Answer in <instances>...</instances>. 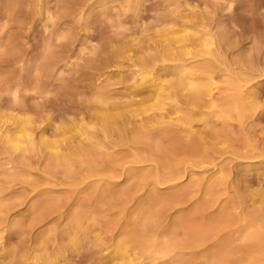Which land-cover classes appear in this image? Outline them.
<instances>
[{"label":"rangeland","instance_id":"obj_1","mask_svg":"<svg viewBox=\"0 0 264 264\" xmlns=\"http://www.w3.org/2000/svg\"><path fill=\"white\" fill-rule=\"evenodd\" d=\"M43 1H46V7L49 8L48 16L51 19H40L39 16L36 18L37 12L35 11H38L39 0H0V124L5 123L10 127L16 125L12 117L15 113V104L19 103L20 107L31 110L34 118H37L34 109L41 107L49 117L43 121L45 128H48L47 134L52 139H57L61 145L64 143L63 138L68 139L77 136L76 127L79 126V118H83L88 123H85V126L91 125L95 120L94 95L98 86L112 89L115 87L117 91L114 90V92L120 93V96H126L130 94V91L141 92L143 90L141 86V88H127L131 85V80L126 73L131 68L128 66L131 62L127 59H123L124 61L121 59L123 65L121 64L119 68L115 67L108 73L106 72L98 81L96 79L97 74L102 71L100 67L111 58L112 51L117 47L114 45L122 36H127L125 44L131 50L143 47L146 53L158 54L166 48L173 51L176 46H182L183 41L185 42L183 33L191 32V27L194 25L196 26L193 28H201L205 23L208 28L226 31L227 40L220 45L222 57L228 58L229 63H232L233 60L236 62L240 57H245V59L242 58L244 64L246 58L253 54V46L249 37L264 38V0H236L233 2L230 11L227 0H190L201 10L203 21L188 17L186 21L193 19L191 22L194 24L189 25L186 22L187 28L185 29L177 26L175 27L176 31L173 28L172 31L165 30L167 32L161 31L160 33H155L154 29L164 17L163 15L169 9L179 6L181 1L174 4V0H145L140 6L138 16H135L125 0H95L90 6L91 9L89 7L86 10L82 20L78 18L79 8H74V6L78 7L76 3L79 0H77L78 2L75 0ZM253 4H259L260 9L258 8L253 12L251 10V7L255 6ZM71 9H74L73 15ZM182 9L183 7L179 8V10ZM136 20L139 21L136 22ZM166 34L169 35L166 36ZM177 35H180L178 40L182 39L176 41ZM199 37L201 38H197V41L194 40L197 47L192 45L194 42L190 45V42L188 43L189 46L192 45L188 47L190 51L192 50L191 52L185 48L186 51H189L187 54L189 57L190 53L193 56L197 52L201 54L214 47L207 35ZM201 40L205 44L201 43ZM45 45L50 51L47 52L46 58H43ZM161 46L164 47L163 50ZM169 46L171 47L169 48ZM49 52L50 55L53 53L52 57ZM262 54L259 53L261 59ZM187 55L185 57H188ZM62 59L63 61L68 59L69 63L60 67L62 71L60 73L59 69L60 77L56 75L51 78L47 75L44 77L39 71L34 70L36 65H43L45 61H48V65H53L56 62L58 65L59 63L62 64L63 62H60ZM35 61L38 64L35 65ZM220 62H218L219 66H221ZM163 63L169 64L170 61L165 60ZM240 67L245 68V65L236 62L235 65L231 66L235 71H238ZM41 71L44 73L46 70L43 67ZM221 73L219 70L218 75ZM52 78L53 80H51ZM218 79L220 81L221 78ZM252 82L256 83L254 84V91L260 105L254 109L256 111L246 113L242 120H230L231 126L226 129L230 140L226 144L217 145L220 151L223 150L219 156V159H223L221 163L222 178L219 180L222 181H218L217 189H219L216 194L218 201L221 200V202H219L220 208L209 209L213 219H218L217 221L220 219V226L226 224H233L232 227L240 225L242 224L241 219L246 217L250 223H254L251 230L258 222L253 217L256 218L263 212L260 210V206L264 210L259 201V196L264 195V79H255V82ZM14 90L17 91L14 93ZM152 102V99H148L144 105H150ZM152 112H162L169 118L179 115V113H174L173 109L167 111L149 109L141 115ZM70 115L75 121L67 123L63 130H54L49 125L50 119L58 122L60 119H69ZM198 124L199 122H194L193 128H200ZM18 133L14 134L13 138L15 141L18 139L19 146H22L21 140H23L24 134L22 130ZM177 133L181 136L185 134L182 129L177 130ZM97 134L102 136L98 130ZM118 140L117 133L112 132L107 143L109 145L107 151H112V153L108 157L96 155V170L87 171L75 160L70 177L64 179L63 168H60L56 172L58 180L52 182H45L40 177V168L42 169L46 163L47 159L44 156L47 157L48 151L41 148L26 155L30 179L21 184L22 186L15 184L13 187L15 192L21 193L20 201L22 204L10 212L12 223H9L3 232L5 247L4 252L0 254V259L5 258L4 261L10 262L18 260L21 256H26L28 264H146L145 261H140V252L135 253L133 250H128L129 253H127L130 257H127L126 253L125 258L119 260L113 259L112 252L115 243L121 237L119 235L121 226L131 222L133 213L137 210V203L147 204L150 199L156 200L160 197L161 199L157 200L156 216L160 215L161 219L158 217L159 220L161 222L167 221V225L171 226H167L165 229L170 228L171 230L168 229L167 231H173L172 229L178 226V229L181 230L179 237L185 238L189 236L188 232L189 234L191 232L194 238L190 234L191 237L189 236L188 239L193 244L195 238L197 239L195 232L197 225L206 212V210L201 209L199 198L208 182L207 178L212 171L211 166H207L206 170L202 167L203 165L192 167L193 171L190 176L183 175L172 183L157 184L155 187L157 193L148 196L145 189L141 188V179L150 180L153 170L147 163L137 162L130 147L121 144L122 142ZM1 141L0 152H3L5 148L11 152L9 145L5 144V141ZM232 148H235L236 151L232 152ZM245 151L247 152L244 156L240 153L236 154V152ZM12 153L16 155L19 151ZM0 184H3L2 178H0ZM1 185L0 188L6 184ZM39 187L54 188L55 191L51 193L52 196L65 197L69 200L74 198L82 200L89 211L87 217L81 221L82 228L76 230V225L66 218V213L61 216L55 214L42 219L40 213L30 208L31 203L41 198L37 193L34 195L32 191V189L37 190ZM107 193H113L115 198L113 203L101 202L103 194ZM156 194L158 198L155 197ZM217 214L220 217H217ZM164 215L165 219L163 218ZM239 216L243 217L240 219ZM180 221L187 225L184 226ZM188 225L195 227V231ZM184 232H187L186 235L183 234ZM73 236L77 239V248L72 244ZM188 239L186 240L189 242ZM189 251L190 249L185 251L184 260L193 264L194 260L192 261V259L195 258V254H193L194 257L190 256L191 252ZM241 252L231 257L232 264H245V260H243L245 253L243 250ZM105 253L109 254L104 257ZM128 258L132 260L130 261ZM188 258L192 259L188 260ZM262 259L258 264H264Z\"/></svg>","mask_w":264,"mask_h":264},{"label":"bare ground","instance_id":"obj_2","mask_svg":"<svg viewBox=\"0 0 264 264\" xmlns=\"http://www.w3.org/2000/svg\"><path fill=\"white\" fill-rule=\"evenodd\" d=\"M75 1L78 2L77 0ZM125 1L130 11H132L135 16H138L140 6H142V2L145 0ZM178 1H181L179 6L169 9V11L167 10L168 12L163 15L164 17L160 20L156 29H154L155 33H160L161 31L167 32L168 30L172 31L174 30L173 28L177 26H181L185 29L187 28L186 22H188L189 25L194 24V22H191L193 19H197V21L201 19L203 21L202 12L198 9L197 5H194L190 0H174L173 3L175 4V2ZM234 1L236 0H227V5H233ZM94 2L95 0H79V2L76 3L78 7L73 5L74 8H79L77 12L79 19L82 20L84 18L86 10H88ZM253 5H251L253 7L249 6L253 12L258 8L260 9L258 6L259 4ZM180 7H183V9L179 10ZM247 9L250 10V8ZM35 12H37L36 18L39 16L40 19H51L48 16L49 8L48 6L46 7V1L39 0L38 11ZM73 14L74 12L72 15ZM188 17H192L193 19H191V21H186ZM137 21L139 20H136V22ZM199 24L202 25L201 23ZM204 24L201 28L199 27L200 29L193 28L196 25H192L193 27L190 26L192 31H188L185 34L183 33L185 42L183 41L184 44H181L182 46L175 45V48L172 46L173 51H169L168 48L163 50L164 47L161 46L163 47V51L157 48L160 51L158 54L146 53L143 47L131 50L126 47L125 44V38H127V36H122L117 40V44L114 45V47L116 45L117 47L112 51L111 58L106 61L102 67L99 66L102 71L97 74V81L101 79L100 77L106 72L108 73L115 67L119 68L122 64L121 59H127L131 62V64L128 65L131 68L126 72L131 80V85L127 88L142 87L143 90L141 92L130 91V94L126 96H120V93L114 92V90H116L115 87H113L114 89L108 87L101 88L97 85L98 90L94 95L96 105L95 120L91 125L85 126L84 124L87 122H85L83 118H79V126L76 127L77 136L75 138H63L64 143L62 145L57 142V139L54 140L47 134L48 128H45L43 121L44 119H49V117L44 109L41 107H39V109H34L37 114V118H34L31 110L20 107V105H18L19 103L15 104V113L12 117L16 125L10 127L5 125V123L0 124V141H5V144L9 145L11 149V152L6 150V148L3 152H0V178H2L3 184H6L5 186L0 184L3 186L0 188V233L5 232L6 226L12 223V219L10 218L11 210L22 204V201H20L22 197L21 193L15 192L13 187L15 184H24L30 179L28 170L29 164L26 161V155L28 153L36 152L41 148L48 151H45L47 152V157L44 156V158L47 159L46 163L42 169L40 168V177L44 179L45 182L58 180V174H56V172H58L60 168H63V177L66 179L72 174L71 172L74 169L73 164L75 160L87 171L91 172L96 170V155L99 154L106 157L111 155L112 151H107V149H109V145L107 144L109 142L108 138L111 136L112 132H116L119 139L118 141L130 147L137 162L147 163L150 165L151 170H153L150 180L147 178L141 179V188L145 189L148 196L157 193L155 188L157 184L172 183L183 175L190 176L193 171V169H191L192 167H201V165H203L202 167L206 170L207 166H211L212 171L207 178L208 182L205 188H203L199 198L202 207L200 208L206 210V212L204 211L205 213L202 215L201 222L199 224L197 223V231H195V227L188 225V227L194 228L193 231L197 234V239L195 238L193 244L188 239L191 232L189 234L187 231L189 236L185 238L179 237V231L181 230L178 229V226L172 227L173 231H167L168 229L171 230L170 228H167V230L165 229L170 225H167V221L161 222L159 220V218L161 219L160 215L158 216L159 218L156 216V207H158L157 200L161 199V197L158 198L156 194L155 197L158 198L156 200L150 199L148 203L146 201L147 204H142V202L137 203V210L133 213L131 222L121 226L119 233L121 237L118 238L112 252L113 259L119 260L123 257L125 258L128 250H133L135 253L140 252V261H145L146 264H189L184 260V253L190 249L189 252L192 254H188L190 256L195 254V258H188V260H194L193 264L195 261L196 264H232L231 257L242 250L245 253V258L243 259L245 260V264H258V262L261 261L262 256H264V210L262 206H260V210L263 211L262 214H259L256 218L253 217V219H256L258 222H256L252 230V224L254 223H250L248 218L246 219V217L244 218L243 216V218L239 216L240 219L242 218V224L240 225L232 227L233 224H223L224 226H220V219L219 221H217L218 219H213L209 209L219 207V202H221V200L218 201V195L216 194L219 189H217L219 185L218 181L222 178L221 163L223 159H219V156L221 155L220 152L223 150L220 151L217 145L220 143L226 144L230 140L226 131V129L231 126L230 120H242L246 113H251V111L260 105L254 91V84H256L257 81L253 83L252 81L255 82V79H251L255 76L264 74V38L256 39L252 36V38L249 37V41L253 46V54L251 57L249 55L248 58H246L245 64L242 62V58L245 59V57L238 56L240 58H238L236 62H238V64H243V66L245 65V68L240 67L238 71H235L231 66L233 64L235 65L236 62L233 60L234 63L232 61H230L232 63H229L227 61L228 58L222 57L220 51L221 43L227 40L226 31H224V29L216 31L213 28L206 27L208 25ZM174 31H176V28ZM167 35L169 34H166V36ZM180 35H177L176 41L182 39L180 38L178 40ZM202 35H207L210 39V43L214 45V47L209 48L201 54L197 52V56L196 54L192 56L190 53L189 57L187 54L190 48L188 47L192 45L197 47L194 40L201 38L199 36ZM166 42L168 41L166 40ZM193 42L194 44H192ZM188 43L192 45L189 46ZM201 43L204 42L201 40ZM170 47L171 46H169V48ZM44 48V55L42 57L46 58V54L50 50H48V46ZM185 48H188L189 51H186ZM259 53L260 55L263 53L262 59L259 57ZM42 54L41 52V55ZM52 54L53 53H51V55ZM186 55L188 57H185ZM200 56L204 57L201 58ZM165 60L170 61V63L164 64L163 62ZM47 62H43V65H36L38 64V62H36V66L33 67L35 68L34 70L39 71L44 77L47 75V77L50 76V78L55 75L60 77L59 74L62 73L60 67L63 64L68 65L69 63L68 59H64V61L62 59L60 62L63 63H59V65L57 62L53 65H48ZM218 62H220L219 64H221V66L218 65ZM43 67L46 70L44 73L41 71ZM59 69L61 71L60 73ZM219 70L220 73H222L218 75ZM33 74H35V72ZM218 78H221L220 81H218ZM51 80H53V78ZM15 91L17 90H14V93ZM148 99H152L153 102L150 105H144ZM131 106L135 107L132 108ZM149 109L166 111L168 109H173V112L179 113V115L173 118L167 117L162 112H152L141 115V113ZM40 117L42 118L40 119ZM50 120L51 122L49 125L52 129L57 131L58 129L63 130L67 123L75 121L71 115L69 119H60L58 122L52 119ZM194 122H199L198 125L200 128H193ZM159 126H161V128H159ZM180 129L185 132L183 136L177 133V130ZM21 130L23 131L24 138L21 140L22 146H19V140L16 139L15 141L13 137L14 134H17ZM97 130L102 133L101 137L97 134ZM14 151H19V153L14 155L12 153ZM231 151L235 152L236 149L232 148ZM246 152L247 151L236 152V154L238 155V153H240V155L244 156ZM35 165L37 164L35 163ZM205 170L204 172H206ZM32 191L34 195L37 193L41 198L31 203L29 207L40 213L42 219L49 216L51 217L55 214L61 216L66 213V218L76 225V230L82 228L81 221L83 218L87 217L89 213L86 207L87 205L82 200H79V198L69 200V198L65 197L52 196L51 193L55 191L54 188L39 187V189H32ZM259 197V201L264 208V195L262 194ZM114 201L115 198L113 197V193L103 194L101 198L102 203H113ZM219 208L218 210H220ZM217 217L220 216L217 214ZM163 218H166L165 215ZM253 219H251V221ZM180 223L184 226L187 225H185L183 221H180ZM187 232L183 234L186 235ZM3 238L4 236L0 235V254L4 252L3 250L5 247ZM186 239H188L190 243ZM76 240V237L73 236V240L71 241L75 248H77ZM128 253L127 257H130ZM108 254L109 253H105L103 256L106 257ZM239 255L241 256V254ZM4 259L5 258L0 259V264H28V258L26 256H21L18 260L10 262L4 261ZM128 260L131 261L132 259L128 258ZM262 260H264V257Z\"/></svg>","mask_w":264,"mask_h":264},{"label":"clouds","instance_id":"obj_3","mask_svg":"<svg viewBox=\"0 0 264 264\" xmlns=\"http://www.w3.org/2000/svg\"><path fill=\"white\" fill-rule=\"evenodd\" d=\"M232 8V5H229L228 6V10L230 11ZM254 79H264V74H261V75H258V76H255L253 77L251 80H254ZM4 233H0V235H3Z\"/></svg>","mask_w":264,"mask_h":264}]
</instances>
